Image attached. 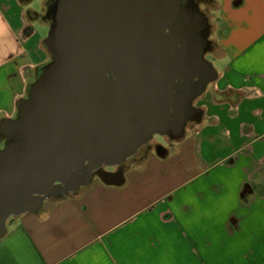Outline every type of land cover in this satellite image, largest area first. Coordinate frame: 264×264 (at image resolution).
Returning <instances> with one entry per match:
<instances>
[{
	"label": "crops",
	"instance_id": "1",
	"mask_svg": "<svg viewBox=\"0 0 264 264\" xmlns=\"http://www.w3.org/2000/svg\"><path fill=\"white\" fill-rule=\"evenodd\" d=\"M31 1L0 0V120L16 117L50 61L33 26L40 20L27 17ZM214 1L213 47L203 58L219 66L207 60L214 95L201 89L200 126L123 183L94 174L76 194L44 197L38 211L13 216L0 264H264V0ZM164 170L177 181L155 193L149 178Z\"/></svg>",
	"mask_w": 264,
	"mask_h": 264
},
{
	"label": "water",
	"instance_id": "2",
	"mask_svg": "<svg viewBox=\"0 0 264 264\" xmlns=\"http://www.w3.org/2000/svg\"><path fill=\"white\" fill-rule=\"evenodd\" d=\"M42 65L15 118L0 120V238L5 220L118 167L154 135L176 137L189 95L177 82L214 77L206 19L180 0H54ZM168 30L164 33V30Z\"/></svg>",
	"mask_w": 264,
	"mask_h": 264
},
{
	"label": "rangeland",
	"instance_id": "3",
	"mask_svg": "<svg viewBox=\"0 0 264 264\" xmlns=\"http://www.w3.org/2000/svg\"><path fill=\"white\" fill-rule=\"evenodd\" d=\"M21 1H23L25 3L28 0H21ZM53 2H54V0H32L31 2L27 3V17L28 16L30 18L37 17L40 20V21L39 20H37V21H39L41 23L44 22V25L46 26L45 28H47V29L41 28V25L39 24V22H36V24L33 25L35 27V29L38 31L39 35L44 36V37L47 36L48 29H49L50 24H51L50 7H51V4ZM193 2L196 5V9H197L198 13L206 19V22L208 24V32H210V30H211L210 26H212V24H213L212 18H213V15L215 12V7H216L215 1L214 0H193ZM30 28L31 27L29 25L27 27H25V32H27ZM206 41H209L208 36L206 37ZM212 47H213L212 43H210V49H212ZM207 60L211 61L214 67L218 68L219 63L216 60H214L212 57L207 56ZM37 76H38V74L33 78L32 82L35 81ZM206 84H203L200 87L198 85V80L196 78L191 80V81H187V82H183V83L177 82L175 84V86H174L175 92H182L183 94L190 96L189 102H187L184 106L185 121L182 125L181 133L176 135V137L164 136L161 139L152 137V139L146 145L139 148L133 155H131L129 158L125 159L124 162L120 165L119 171L121 173L122 180H123V176L125 175V173L127 171L135 170V168L137 166L142 165L147 160H150L153 157L158 158V159L159 158H166L169 153L173 152V148L175 147V145H177L179 141L184 139L185 135L190 136L191 133H194V125H195V128H198L200 126V124H199L200 121L194 120V118L196 117V119H198V118L202 117V113H203L202 108L204 110V105H205V98H206L207 93L202 92V91L204 90V88L207 87L209 89V92L207 95H209L210 97L212 95H214L212 93L213 84L212 83H209L207 85ZM179 86H180V88H178ZM201 89H202V91H201ZM27 96H28V94L26 93L25 98H27ZM194 115H195V117H194ZM192 122H193V125H191ZM0 138H1V135H0ZM5 140H7L5 142H8L9 138H6ZM156 144L158 145L159 149H163V150H157V154L159 153V155H156L155 154L156 152L155 153L150 152L151 148L156 149L155 148ZM165 165L166 166H164L163 169H166V168L168 169V162L167 161H166ZM99 170L103 171L101 169H99ZM105 170H108L105 172L113 173L116 171V168L109 167V168H105ZM96 172L97 171H93V174H96ZM134 173H135V171H134ZM163 173H164L163 177L162 176L156 177L154 175L153 178H149V181L151 183H148V184L150 186L153 185L155 193L156 192H164L166 189H167V191H169L168 187L171 185V183L177 181L176 179L173 181L172 180L173 175H171V173H169V172H166V170H164ZM124 180H125V178H124ZM89 182L80 186L75 191L69 192V193H64L62 186L58 185V186H56L58 193H56V195H54L53 197L57 198V197H63V196H72L73 194H76L78 191H80L83 186L89 184ZM128 183L131 186L136 185L133 178H129ZM167 191L165 193H168ZM132 193L133 192H129L128 196L132 195ZM178 196L181 198L182 197L184 198V196H185L184 191L179 192ZM13 216H17V215L9 216L5 220V222H4L5 229L9 228L8 224H9V222Z\"/></svg>",
	"mask_w": 264,
	"mask_h": 264
},
{
	"label": "flooded vegetation",
	"instance_id": "4",
	"mask_svg": "<svg viewBox=\"0 0 264 264\" xmlns=\"http://www.w3.org/2000/svg\"><path fill=\"white\" fill-rule=\"evenodd\" d=\"M193 6V7H196L195 3L193 2V0H180V10L181 12L184 14V15H187L188 11H190V7ZM206 28H207V35H204L201 34V33H195L194 34V37H195V40H198V37H202L204 38V42L202 44L203 46V53L204 54H207L206 52L210 49V41H206V37L208 36V24L206 23ZM164 33H167L168 30H164L163 31ZM180 88V86L178 87ZM181 93V92H180ZM164 136L160 137V136H157V135H154L153 138H163ZM105 168H109L107 166H102L100 169L103 170V171H108V170H105ZM116 168V171L111 173V174H108L107 176H105V178L111 182H113L117 177H119L121 175L120 171H119V168L120 166L118 167H114Z\"/></svg>",
	"mask_w": 264,
	"mask_h": 264
}]
</instances>
